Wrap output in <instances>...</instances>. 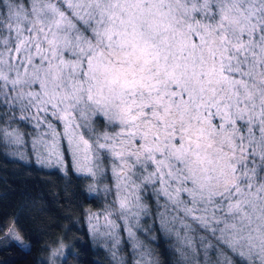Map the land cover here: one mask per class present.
Segmentation results:
<instances>
[{
  "label": "snow or ice",
  "instance_id": "snow-or-ice-1",
  "mask_svg": "<svg viewBox=\"0 0 264 264\" xmlns=\"http://www.w3.org/2000/svg\"><path fill=\"white\" fill-rule=\"evenodd\" d=\"M0 154L96 205L32 264H264V0H0Z\"/></svg>",
  "mask_w": 264,
  "mask_h": 264
},
{
  "label": "trees",
  "instance_id": "trees-1",
  "mask_svg": "<svg viewBox=\"0 0 264 264\" xmlns=\"http://www.w3.org/2000/svg\"><path fill=\"white\" fill-rule=\"evenodd\" d=\"M66 186L67 180L59 171L40 168L34 161L0 154V225H12L15 222L14 226L22 236L30 234L41 241L48 238L46 233L64 235V229L72 227L79 220V204L96 207L85 201L83 184L79 185L81 196L76 204L67 202L70 196L63 194ZM23 187L31 189L30 197L21 193ZM67 235L66 244L69 247L77 246L78 254V260H71L69 264H107L103 251L95 248L89 239L86 227L77 225ZM10 245L11 241L0 232V264H16L20 261L32 264V261L44 255L43 242L35 244L27 259Z\"/></svg>",
  "mask_w": 264,
  "mask_h": 264
},
{
  "label": "rangeland",
  "instance_id": "rangeland-1",
  "mask_svg": "<svg viewBox=\"0 0 264 264\" xmlns=\"http://www.w3.org/2000/svg\"><path fill=\"white\" fill-rule=\"evenodd\" d=\"M68 245V244H67Z\"/></svg>",
  "mask_w": 264,
  "mask_h": 264
}]
</instances>
